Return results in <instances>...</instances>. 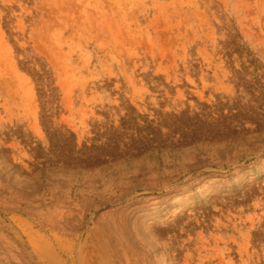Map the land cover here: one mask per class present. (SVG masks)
I'll list each match as a JSON object with an SVG mask.
<instances>
[{
    "label": "rangeland",
    "instance_id": "374dc122",
    "mask_svg": "<svg viewBox=\"0 0 264 264\" xmlns=\"http://www.w3.org/2000/svg\"><path fill=\"white\" fill-rule=\"evenodd\" d=\"M116 254L264 264V0H0V264Z\"/></svg>",
    "mask_w": 264,
    "mask_h": 264
},
{
    "label": "bare ground",
    "instance_id": "6f19581e",
    "mask_svg": "<svg viewBox=\"0 0 264 264\" xmlns=\"http://www.w3.org/2000/svg\"><path fill=\"white\" fill-rule=\"evenodd\" d=\"M160 198V197H159ZM161 200H162V198H161ZM11 201H13V200H11ZM162 201H164V200H162ZM9 206H11V203H10V205ZM17 206V205H16ZM15 206V208H17ZM40 205H39V203H38V206L36 205V206H34V207H32V209H28L27 207H25L24 208V210L26 211V212H32V211H34V210H36L38 207H39ZM11 208V207H10ZM14 208V207H13ZM14 210V209H13ZM10 211H11V209H10ZM119 211H122V208H120L117 212H119ZM132 212V210H130V213ZM36 213V212H35ZM39 213V212H38ZM129 213V214H130ZM38 215V214H37ZM38 216H40V214L38 215ZM37 217V216H36ZM41 218H42V216H40ZM40 217H38V219L40 218ZM133 217V219H135V223L137 224V223H139V219H140V216L138 215V213H135V212H132V214H131V217L130 218H132ZM51 219V218H50ZM36 221V220H35ZM38 221V220H37ZM43 221V219L41 220V222ZM47 221V220H46ZM40 222V221H39ZM38 222V223H39ZM49 222V224L50 225H52V226H55V227H59V228H61V230H67L68 229V224H69V222H67V221H65V220H56V219H52V220H49L48 221ZM43 224H44V222H43ZM43 224H41V225H43ZM48 224V225H49ZM49 225V226H50ZM40 226V225H39ZM137 227L138 228H140V226H138L137 225ZM41 228V227H40ZM116 262H118L119 264H123V262L121 261V258L119 257V255L118 254H116V260H115V263Z\"/></svg>",
    "mask_w": 264,
    "mask_h": 264
}]
</instances>
